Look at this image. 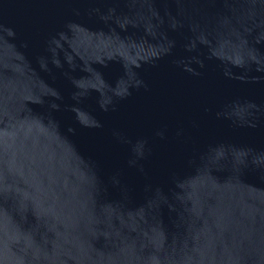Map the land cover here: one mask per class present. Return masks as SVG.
I'll return each instance as SVG.
<instances>
[{"label":"water","instance_id":"water-1","mask_svg":"<svg viewBox=\"0 0 264 264\" xmlns=\"http://www.w3.org/2000/svg\"><path fill=\"white\" fill-rule=\"evenodd\" d=\"M0 264H264V0H0Z\"/></svg>","mask_w":264,"mask_h":264}]
</instances>
